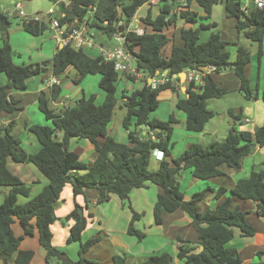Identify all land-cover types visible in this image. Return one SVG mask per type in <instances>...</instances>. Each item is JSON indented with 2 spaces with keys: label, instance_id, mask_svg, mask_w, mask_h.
Masks as SVG:
<instances>
[{
  "label": "trees",
  "instance_id": "16d2710c",
  "mask_svg": "<svg viewBox=\"0 0 264 264\" xmlns=\"http://www.w3.org/2000/svg\"><path fill=\"white\" fill-rule=\"evenodd\" d=\"M50 1L56 3L60 0ZM219 1L223 4L227 17L236 20L237 32L257 43V70L260 73L262 69L264 79V8H250L244 14L240 9L243 0H187V9L173 14V4H168L167 0H159L158 14L153 17L148 11L141 20L152 32L126 35L130 42L128 49L134 56L136 67L149 76H156L157 72L168 76L178 75L186 69L203 71L207 67H213L216 74L230 70L238 78V90L243 93L245 100L255 101L260 98L264 102V86L261 89L258 83L253 88L250 86L247 67L251 56L248 50L238 47L235 61L230 62V54L225 50L227 42L219 32L213 31L205 42H199L200 31L216 27L209 20L212 7ZM149 2L150 0H129L127 4H122L120 0H68L65 5L60 1L57 17L61 24L75 23L79 26L86 22L93 38L94 33L99 37L94 38L95 41L105 44L101 37L111 40L115 31L113 26L117 21L122 20L127 24ZM192 4L201 8L204 15L192 11ZM178 18L197 26L181 28L177 34L179 39L173 44L169 56L165 57L163 51L170 39L163 32ZM20 20L23 31L34 37L42 35L48 28L47 22ZM10 25L8 17L0 13V73L7 78V83L0 85V113L10 114L21 110L20 101L14 99L10 91L26 90V81L47 73L49 67L54 77L72 67L76 72L72 79L75 84H79L86 76L98 75V87L105 96L101 104L95 103V96L92 94L82 97L73 106H62L56 112L50 105L60 97L61 87L54 85L50 91H41L37 108L51 126H24L39 145V149L33 153L27 152L20 139L12 133L14 121L0 129V187L8 189L0 204L2 263L10 264L15 256L13 264H30L34 252L20 249V243L24 236H32L36 230L38 243L45 252V264H52L53 261L56 264H96L86 254L100 242L101 237L96 235L81 241L87 221L92 216H83V207L78 204L74 205L66 218L74 221L69 229L67 243H79L78 260L72 261L64 251L52 245L50 226L55 220L53 211L63 188L70 184L74 197L83 195L86 189L94 190L98 194L97 204L107 203L111 195L117 196L126 204L133 189L144 188L147 183H152L163 191L157 196L153 207L154 223L161 225L165 214L182 211L191 219V225L198 233V241L177 238L176 241L180 244L176 258L169 252L162 251L143 258L138 264H174L175 259L183 260L184 264H243L237 249L228 245L233 239V228L237 227L245 237L253 236L255 231L246 221L248 212L241 210L237 201H252L255 204V214L264 218V169L257 171L253 166L248 178L237 180L230 189L232 196L223 199L212 211H199L197 207V203L212 190L206 189L186 198L179 189L178 177L182 171L190 170L191 177L209 180L223 175L219 169L221 165L239 168L242 159L256 146L264 145V122L253 133L237 131L234 125L235 120L240 119V114L230 112L233 127L223 141L212 142L207 147L193 143L178 158L173 159L171 135L179 120L174 114L169 115L166 121L151 118L150 114L158 107L160 93L175 89L170 83H166L153 90L146 81L129 96H121L125 109L121 126L127 132L128 142L120 143L107 134V127L117 104L116 82L119 74L114 71L113 64L100 56L92 58L82 49L66 45L61 48L57 46L52 62L16 65L13 63L9 44ZM125 77L133 80L127 75ZM260 90L262 92L259 95ZM225 94L227 89L220 86L211 75L203 77V85L199 88L190 84L186 89V97L178 98L175 104L176 109L185 116L184 129L194 133L203 132L205 125L215 115L207 108V102ZM131 127L135 129L131 130ZM58 133H61V138L57 137ZM152 135L154 140L151 139ZM72 138L84 139L93 145L97 155L92 164L87 165L69 150L68 143ZM154 150H161L163 159L158 162L156 171H150ZM8 158L16 163L32 164L48 180V184L36 196L23 204H18L17 198L28 197L30 188L9 171ZM225 191L224 188H219L214 193L215 199H220ZM129 208L132 217L127 233L140 241L145 234L134 228V222L141 215ZM15 219L23 230L21 236H16L13 231ZM197 247L201 250L195 253ZM112 262L126 264L127 257L115 255ZM249 264H264V259L259 257L258 261Z\"/></svg>",
  "mask_w": 264,
  "mask_h": 264
},
{
  "label": "crops",
  "instance_id": "0c3cea01",
  "mask_svg": "<svg viewBox=\"0 0 264 264\" xmlns=\"http://www.w3.org/2000/svg\"><path fill=\"white\" fill-rule=\"evenodd\" d=\"M50 8H52V6ZM191 10L195 11L199 15H204L202 9L199 8L195 4L191 5ZM47 11L45 12V14L47 13ZM2 14L6 15L9 20L10 19H20L15 14L14 10L13 11L8 10L6 14L4 13ZM138 17H141V16H138ZM224 17L227 20L234 19L231 17H227L226 13L224 14ZM210 18H211V15H210ZM20 21L18 20V26L22 28ZM39 21L41 20L39 19ZM235 23H236V20H234V23L232 24V27L230 28L228 32L226 31L219 32V34L221 35V38L225 42H227V45H225V50L227 52H229L227 50V47L230 44H232L231 46H235V49L232 50V52H234V58H231L232 55L229 52L230 62L235 61L238 47H243L239 45L238 43L239 33L235 29ZM139 26L143 27L146 32H152L150 28L145 26L144 24H139ZM196 26L197 25L188 24L184 22L182 19L178 18L176 22L173 23L171 26L167 27L163 33L166 34L167 36L170 33V36H168L170 41L172 40L174 41V43H176L177 42L176 40L179 39L177 38V34L181 28H188V27L195 28ZM233 29L235 30V32L233 31ZM103 41L107 43L108 45H110L106 40H103ZM1 43L2 41H1V33H0V45ZM9 44L12 48L13 63L16 65H26L25 63H22V64L17 63V60H19L22 57V55L18 50H16L13 47V43L10 40V35H9ZM56 44L52 51L42 52L41 47L39 48L36 47L31 61H40L43 59H48L50 62H52L53 56L56 52V48L57 46H59L58 44L57 45ZM83 51L89 57L94 58L98 56L96 51L94 50H83ZM249 53L251 56V62L249 66L247 67V76L250 81V86L253 88L254 86H252L253 82H252V77L250 76V72L252 71V69H254V66H253L252 54L250 51ZM168 56L166 55L165 57H168ZM43 57H46V58H43ZM255 64L257 65L256 54H255ZM256 70H257V66H256ZM74 71L75 70H73L72 67H69L65 72H63L57 77H54L51 74L50 67H49V71L47 73L42 74L40 76L29 78L26 81V90L24 91L11 90L10 95L14 99L20 101L19 106L21 107V110L10 113V114L4 113V112L0 113V129L5 128L11 121H14L15 126L12 129V133H13V131L16 130L17 121L21 120L22 118H23L22 126L25 124H29V125L33 124L34 121H32V119H30V117L28 116V111L33 109L34 107H37L38 96L41 91H50L52 86H47L46 82L50 80L52 77L56 79L57 81L56 85L61 87L62 92H61L60 97L56 101L51 102L50 106L59 108L62 106L71 105L69 103V98L71 95L74 96V95L80 94L82 97H86L87 84H88L87 81L89 80H86V77H85L79 84H75L72 81V79L75 78L76 76V72ZM3 75L4 74L0 73V85H5L7 83V78L5 75H4L5 77ZM210 75L215 78V80L219 83L220 86L227 89V94L234 92V93H237L240 97H243V93L238 90L239 80L233 74L232 71L226 70L218 74H216L215 72H211ZM126 80L129 83V86H130L129 88H131V90L130 92L122 94L123 96H129L134 90L141 88L144 84L143 80L141 79L133 78V80H130L126 78ZM98 81L99 80L97 78H92L91 85L98 84ZM176 83H178V87L175 88V91L161 92L158 97L159 104L156 110L162 107V111L166 112L165 116L158 117L156 116V110L153 111L155 114L154 115L155 117H153L154 119H158L160 121H166L169 115L174 114L177 116V119L179 120V123L177 124V127L179 128L174 127L173 132H172V134H175L176 133L175 131H177L178 136L181 138L179 142L175 141L172 144L171 158L173 159L178 158L189 145L196 142L195 140H199L200 136H193V135L195 134L199 135L201 133H204L205 131V128L203 132L201 133H194V132L184 130L185 116L181 111H178L176 109L175 104H176L177 99L179 98L178 96L179 93L183 92L186 95V89L189 87L190 84L185 79L184 74L183 76L178 77V79L175 81V84ZM88 92L89 94L92 93V91H88ZM261 92L262 90H260L259 95L261 94ZM227 94H225L224 96H226ZM97 98L99 100H103L104 97H102L99 94V96L97 95ZM123 100L124 99L121 98L122 103H123ZM259 100L261 99L258 98L257 100L253 102H258ZM247 102H251V101H247ZM243 106H245L247 110L251 109L247 105H243ZM176 110L178 111V113H175ZM152 113L150 115H152ZM239 114L241 116V112ZM166 117L167 119L164 120ZM37 120H38L37 122L40 125H43L45 122L43 118H40V117H37ZM24 121L26 123H24ZM245 122L249 123L250 121L248 119H245ZM263 122L260 124L262 125ZM109 124L107 127V134L111 136V133L109 130ZM130 129L134 130L135 128L131 127ZM255 129L252 131H249V130H244V131L253 133ZM24 131L26 132V130ZM57 137L61 138V133H58ZM113 138L120 143L126 144L128 142L127 132L125 130H123V134L120 136L119 139H117L116 137H113ZM20 139H22V142H21L22 147L27 152L33 153L39 149V145L36 144L34 140H31L30 136L24 137V133H23V137H20ZM68 144H69V150L76 153L79 156L80 160H82L87 165L92 164V162L95 160L97 153L93 145L89 141L84 140V139L72 138L69 140ZM30 147L32 148L33 151H30ZM255 153L264 154V145L262 147L256 146L247 157L242 159L240 167L237 169H232V168L227 167L226 165H221L219 167L220 171L223 173L221 177H217V178H213L209 180H197L191 177L190 175V178L188 180L187 179L185 180L187 183L186 189H185L187 192L185 195L186 198H189L191 194L198 193L202 191L203 189H211L212 191L207 193L205 198L202 201L197 203V207L199 211H204L206 209H209L211 211L214 210L216 206L223 199H225L226 197L232 196L230 193V189L234 186L237 180L248 178L251 172V169L253 167V158H254ZM155 161L159 162L156 159ZM7 168L13 175L17 176L25 185L29 186L30 193L33 192L34 194H38L43 189V187H45L48 184V180L32 164L16 163L11 158H8ZM79 174H83V172H79ZM36 184H38L39 186V189L37 188V193L34 192V190H36V187H35ZM152 185L154 184L147 183L144 188L133 189L129 193V198L126 204H123L119 200V198H117L116 196V198L119 201L118 202L119 205L123 207L125 205L127 206L128 204V208L127 207L126 208L129 210L127 212L126 210H124L125 207L120 208L118 203L115 201V204L117 203L116 205L118 206L116 208L111 209L110 217H108L107 205L114 199L112 197H115V195H111L110 200L109 202H107V204L106 203L97 204L96 201H97L98 194L96 193V191L91 190V189H86L83 195H78L74 197L72 193L71 185L67 184L63 188L60 198L58 200V203L53 211L55 220L53 224L50 226V230L52 233V245L56 247L57 249L64 251L66 255L72 261L78 260L79 243L78 242L67 243L69 229L74 224V221L72 219H66L67 215L73 210L74 205L78 204L79 206L83 207V212H82L83 216L87 217L88 214H91L92 216L87 221L86 228L82 233L81 241L84 242L85 240L90 238L89 237L90 234L102 231L105 234L107 240H109V243L112 247L113 256L125 255L127 257V260L130 259L132 261L137 262V264L143 258L149 255H152V254L162 252V251H167L170 254H172L174 258H176V254L178 251L177 248L180 244L176 241V239L180 238L183 241L197 242L198 233L196 229L191 225V219L187 216L186 213L182 211H175L172 213L165 214L163 216V224L161 225H157L154 223L153 207H154L157 196L159 194H162L163 191L159 186L157 185L152 186ZM219 188H224L226 191H225V194L220 199L217 200L214 197V193ZM7 191H8L7 188L0 187V193L3 198L7 194ZM20 197L22 196H19L17 198V203ZM28 197H24V198H28ZM133 197L137 198L138 205L137 203L136 205L133 204ZM237 204L239 205L241 210L248 212L246 215V221L248 224H250L253 227L255 234L250 237H245L241 234L240 230L237 227H234L233 228V239L228 243V245L230 247H234L237 249L239 258L242 260L243 264H249L252 262H256L259 260V257L261 259H264V218H261L255 214V204L252 201L238 200ZM91 206H94V207L91 209ZM129 207H131V209L134 210L136 213L142 214V216L144 214L146 217H148L146 221L147 223L146 225H144L143 223L144 222L143 219L145 216L144 217L141 216L138 220L134 222V228L145 234V237L140 241H138L137 238H135L134 236H131L127 233V228H128V225L132 217V213ZM120 219L123 220V225L121 226L118 224ZM12 228L16 236H21L23 234V230L19 222L16 219L14 221ZM102 243L103 242L101 239L99 243H97L94 247H92L88 251V253L86 254V257L94 256L93 249H98L101 251V253L103 252L107 253V251L104 250L105 246H103ZM20 249L32 250L34 252V257L30 264H45V260H44L45 252L38 243V236H37L36 230H34V234L32 236H24L22 238L21 243H20ZM200 250L201 248L197 247L194 250V252L196 253V252H199ZM113 256L109 255L105 258V260L108 261L110 264H113L112 262ZM14 258L15 256H13V258L10 260L9 262L10 264H13ZM103 258L104 257H102L101 255L102 260ZM0 264H3L1 260H0ZM174 264H184V261L175 259Z\"/></svg>",
  "mask_w": 264,
  "mask_h": 264
},
{
  "label": "rangeland",
  "instance_id": "374dc122",
  "mask_svg": "<svg viewBox=\"0 0 264 264\" xmlns=\"http://www.w3.org/2000/svg\"><path fill=\"white\" fill-rule=\"evenodd\" d=\"M120 1L122 2V4H127L129 2V0H120ZM61 2H63L65 5L68 4V0H62ZM16 3H19L23 6V12L26 16L37 17L41 21L47 22V27H48L47 30L42 35H40L38 37H34V36H31V35L27 34L26 32H24L22 30V28L20 26H18V20L20 21V19H10L12 24L8 28V35H10V40L13 43V47L16 50H18L22 55V57L19 60H17V63H19V64L25 63L26 65H29V64H41L43 62H48L49 61L48 59H43L40 61H31V59L34 55L36 47L37 48L41 47L42 52L52 51L54 49L56 42L54 39H52V34H51V31H50L49 25H48V17L45 15V12L52 6V4L54 2H52L50 0H23V1H20V0H0V13L6 14L8 10L13 11L14 5ZM243 3H244V0H243L242 4ZM158 4H159V2L155 1V4L151 3L149 5L145 4L144 6H142L137 13L138 16H141L139 18L142 20V18L145 17V14L148 11H150L152 16L155 17L158 14V9L160 6ZM57 9H58V7H57ZM224 14H225L224 7L220 2H218L217 4H215L213 6L209 23H215L216 27L213 29H205V30L200 31V34H199V42L200 43L205 42L209 38V36L211 35V33L213 31H216V32H220V31L225 32L226 31V32H228L230 30L235 19L227 20L224 17ZM57 16H59L58 10L55 11V13L51 17L54 18ZM20 23H21V21H20ZM140 24H144V23L141 21ZM233 31L235 32L234 29H233ZM94 36H95L94 38H97V39L99 38L96 35V33H94ZM168 36H170V33ZM101 39L106 40L110 45L114 44V41L107 40L105 37H101ZM238 43H239V45L243 46L244 48H246L247 50H249L251 52L252 60H253V66H254V69H252V71L250 72V76L252 77V82H253L252 86H255V84L258 83V84H260L259 87L261 88L262 86H264L262 69H261L260 73H258V70H256L257 65L255 64V54H256V51L258 48L257 43L249 41L241 33L238 34ZM173 44H175V43L172 40L168 42V44L166 45V47L164 48V51H163L164 56L169 55L171 47L173 46ZM231 45L232 44H230L227 47V50L232 55L231 58H234V52H232V50L235 49V46H231ZM43 58H46V57H43ZM92 78H97L99 80L98 75L86 76V80H89V81H87L88 84H87V91H86L87 95H86V97H89L90 95L93 94L95 96V103L101 104L103 102V100H99L97 98V95L99 96V94H100L102 97H104V93L99 89L98 84L91 85ZM129 87H130L129 83L127 82L125 76L119 75V78L116 82L117 104L115 106L111 122L109 124V130H110L111 136L116 137L117 139L120 138V136L123 134V130H124L121 126V123H122L123 117L125 116V110H124V107L122 106L121 96L124 93L130 92L131 88H129ZM88 91H92V93L89 94ZM178 96L180 99L186 97V95L183 92L179 93ZM81 97L82 96L80 94L79 95L77 94L74 96L71 95L69 98V103L73 106L76 104L77 101H79L81 99ZM243 105H247L251 109L247 110V108ZM51 108L57 112V110H59L60 107L56 108L54 106H51ZM207 108L214 112V114H215L214 117L205 125L204 133H201L199 135H196V134L193 135V136H200L199 140H195L196 141L195 143L200 144L203 147H207L212 142L223 141L226 138V136L228 135V133L230 131V128L233 127V125L231 124V121H233V120L229 114L230 112H232L234 114H239L241 112V116H240L241 119L235 120L234 128L237 131H244V130L252 131L256 127L260 126L261 125L260 123H262L264 121V102H262L261 100H259L258 102H253V101L247 102L245 99H243V97H240L237 93H234V92L227 94L226 96H224L220 99L209 100L207 102ZM175 113H178V111L176 110ZM165 114H166V112L162 111V107L159 108L158 110H156V116H158V117H163V116H165ZM154 115L155 114L153 112L152 115H150L151 118L155 117ZM28 116L30 117V119H32V121H34L33 124L40 125L37 122L38 121L37 117H40V118H43V120L45 121L43 125L51 126V123L46 121L44 116L38 111L37 107H34L33 109L29 110ZM167 117L164 120H166ZM175 117L177 118L176 115H175ZM245 119H248L250 122L246 123ZM22 121H23V118L21 120L17 121L16 130L13 131V134L20 139V137H23V133H24V137L30 136L31 140H34L36 142V144H38L36 139L34 138V136L32 134H30L24 128V126L26 124L22 126ZM24 123H26V122L24 121ZM33 124H30V125H33ZM27 125L30 126L29 124H27ZM175 127L179 128V127H177V125H175ZM24 130H26V132ZM22 131H24V132H22ZM175 132L176 133L172 134V136H171V143L172 144L175 141L179 142L181 140V138L177 134V131H175ZM28 139H29V137H28ZM20 141L22 142V139H20ZM30 151H33L31 147H30ZM253 166H254L255 170H257V171L264 169V154L255 153L254 158H253ZM157 169H158V162L155 161L154 158H152L150 161L149 170L150 171H156ZM189 178H190V171L189 170L182 171L178 177L179 189L185 195L187 193L185 190L186 184H187L185 180L186 179L188 180ZM152 186H154V185H152ZM35 187H36V190H34V192L37 193V188L39 189L38 184H36ZM205 190L206 189H203L200 192H203ZM36 195L37 194H34L33 192H31L28 198L20 197L18 200V204H23ZM112 198H114V199L107 205L108 217H110L111 209L116 208L119 205V203H118L119 201L117 199L118 197L116 198V196H115ZM2 199H3V197L0 193V204L3 202ZM130 200H131V198H130ZM115 201L118 203V205H116L117 203L115 204ZM136 203L138 205L137 198L133 197V204L136 205ZM93 207L94 206H91V209ZM119 207L120 208L125 207L124 210H126L127 212L129 210V209H127L128 204H127V206L125 205L123 207L121 205H119ZM140 215L142 216V214H140ZM144 216L145 215L143 214L142 217H144ZM147 218L148 217L145 216L143 219L144 225L147 224L146 223ZM118 224L120 226L123 225V220L120 219ZM96 235H99L101 237L102 242H103L102 244H103V246H105L104 250H106L107 253H105V252L101 253L100 250L93 249V255L94 256H87V257L89 259L96 261L97 264H110L108 261L105 260V258L107 256H109V255L113 256V251H112V247L109 243V240H107L105 234L102 231L90 234L89 237L91 238V237L96 236ZM76 244H78V243H76ZM101 255H102V257H104L103 260L101 259ZM127 261H128L127 264H137V262L132 261L130 259ZM52 264H56V261H53Z\"/></svg>",
  "mask_w": 264,
  "mask_h": 264
},
{
  "label": "built area",
  "instance_id": "2783aa9c",
  "mask_svg": "<svg viewBox=\"0 0 264 264\" xmlns=\"http://www.w3.org/2000/svg\"><path fill=\"white\" fill-rule=\"evenodd\" d=\"M60 1L54 3L52 8H50L45 14L48 17V25L52 38L58 45H70L75 49L94 50L104 61L111 62L113 64L114 71L119 75L124 74L131 78L141 79L143 82H146L149 78H151L149 86L153 90L166 83H170L174 89L178 87V83L175 84V81L183 72L178 75L173 74L171 76L164 73H159L156 76H149L137 69L134 56L128 49L130 42L127 40L126 35L128 33L142 35L146 32L143 27L139 26L141 22V19L137 14L139 10L127 24L122 20L117 21L114 24L113 28L115 31L111 36V40L114 41V44L108 45L106 43L101 44L95 41L92 34L88 30L86 22H82L79 26H76L75 23L61 24L58 17L52 18L51 16L59 9L56 7H58L57 5ZM155 1L159 2V0H150V2L146 3V5L151 3L155 4ZM167 2L168 4H173L171 14L187 9V0H167ZM250 8L263 9L264 0H244V3L240 7L244 14H247ZM14 12L20 19H32L39 21L37 17L26 16L23 12L21 4L19 3L14 5ZM104 25H107V22H104ZM121 27L122 29H120ZM211 72H214L213 67H207L203 71L186 69L183 74L189 84H193L196 88H199L203 85V77L210 75ZM56 84L57 81L54 77L46 82L47 86H54ZM151 139L154 140L153 135L151 136ZM152 156L156 160L161 161L163 159V152L161 150H154Z\"/></svg>",
  "mask_w": 264,
  "mask_h": 264
},
{
  "label": "water",
  "instance_id": "95a60500",
  "mask_svg": "<svg viewBox=\"0 0 264 264\" xmlns=\"http://www.w3.org/2000/svg\"><path fill=\"white\" fill-rule=\"evenodd\" d=\"M20 1H23V0H20ZM59 47L61 48L62 45H59ZM158 74H159V72H157L156 75H158ZM179 76H183V74H180ZM150 82H151V78H149V79L147 80V84L150 85ZM231 124L233 125V121H231ZM142 129H145V126H142Z\"/></svg>",
  "mask_w": 264,
  "mask_h": 264
}]
</instances>
